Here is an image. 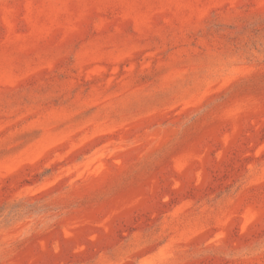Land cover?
Instances as JSON below:
<instances>
[{
  "label": "rangeland",
  "instance_id": "obj_1",
  "mask_svg": "<svg viewBox=\"0 0 264 264\" xmlns=\"http://www.w3.org/2000/svg\"><path fill=\"white\" fill-rule=\"evenodd\" d=\"M0 264H264V0H0Z\"/></svg>",
  "mask_w": 264,
  "mask_h": 264
}]
</instances>
